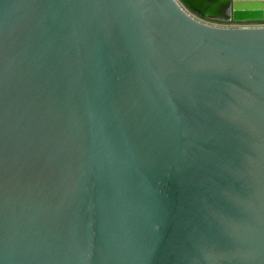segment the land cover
Returning <instances> with one entry per match:
<instances>
[{
    "label": "water",
    "instance_id": "1",
    "mask_svg": "<svg viewBox=\"0 0 264 264\" xmlns=\"http://www.w3.org/2000/svg\"><path fill=\"white\" fill-rule=\"evenodd\" d=\"M0 264H264V0H0Z\"/></svg>",
    "mask_w": 264,
    "mask_h": 264
},
{
    "label": "flooded vegetation",
    "instance_id": "2",
    "mask_svg": "<svg viewBox=\"0 0 264 264\" xmlns=\"http://www.w3.org/2000/svg\"><path fill=\"white\" fill-rule=\"evenodd\" d=\"M212 23H219V24H221V23H224V22H222V21H212Z\"/></svg>",
    "mask_w": 264,
    "mask_h": 264
},
{
    "label": "built area",
    "instance_id": "3",
    "mask_svg": "<svg viewBox=\"0 0 264 264\" xmlns=\"http://www.w3.org/2000/svg\"><path fill=\"white\" fill-rule=\"evenodd\" d=\"M214 24H218V25H228V24H226V23H221V24H219V23H214Z\"/></svg>",
    "mask_w": 264,
    "mask_h": 264
}]
</instances>
